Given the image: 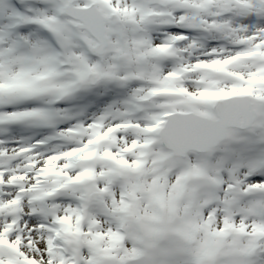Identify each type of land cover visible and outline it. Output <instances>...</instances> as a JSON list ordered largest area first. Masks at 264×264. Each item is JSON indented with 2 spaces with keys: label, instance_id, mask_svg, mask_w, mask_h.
Returning <instances> with one entry per match:
<instances>
[{
  "label": "snow or ice",
  "instance_id": "snow-or-ice-1",
  "mask_svg": "<svg viewBox=\"0 0 264 264\" xmlns=\"http://www.w3.org/2000/svg\"><path fill=\"white\" fill-rule=\"evenodd\" d=\"M0 264H264V0H0Z\"/></svg>",
  "mask_w": 264,
  "mask_h": 264
}]
</instances>
